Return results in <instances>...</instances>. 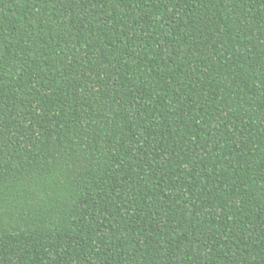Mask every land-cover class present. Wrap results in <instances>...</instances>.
<instances>
[{"label":"trees","instance_id":"trees-1","mask_svg":"<svg viewBox=\"0 0 264 264\" xmlns=\"http://www.w3.org/2000/svg\"><path fill=\"white\" fill-rule=\"evenodd\" d=\"M0 264H264V0H0Z\"/></svg>","mask_w":264,"mask_h":264}]
</instances>
